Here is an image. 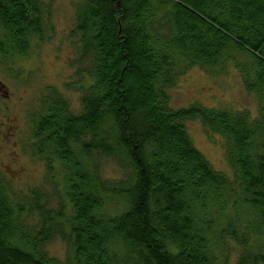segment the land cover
Here are the masks:
<instances>
[{"label": "trees", "instance_id": "16d2710c", "mask_svg": "<svg viewBox=\"0 0 264 264\" xmlns=\"http://www.w3.org/2000/svg\"><path fill=\"white\" fill-rule=\"evenodd\" d=\"M46 13L0 0V55L27 57ZM76 28L80 108L47 88L33 120L64 199L49 207L35 191L24 204L0 179V264H264V0H83ZM235 52L256 116L171 105L179 66L224 69ZM191 121L223 139L232 176L195 147ZM102 159L120 177L105 179ZM55 235L64 261L45 248Z\"/></svg>", "mask_w": 264, "mask_h": 264}, {"label": "rangeland", "instance_id": "374dc122", "mask_svg": "<svg viewBox=\"0 0 264 264\" xmlns=\"http://www.w3.org/2000/svg\"><path fill=\"white\" fill-rule=\"evenodd\" d=\"M82 1L41 0L47 11L42 38L32 41L25 58L7 60L0 55V179L24 204L32 201L35 191L47 197L49 207H56L64 199L61 171L54 166L50 172L46 160L38 156L34 148L33 120L47 88L59 92L72 112L77 113L80 108L77 61H80L81 44L76 13ZM235 54L237 62H228L224 69L179 66V78L169 91L171 105L175 109L201 105L247 110L251 116H256L257 104L245 90L236 67L246 59L238 52ZM188 131L195 147L212 167L232 176L223 139L200 121L189 122ZM100 170L107 180L120 177L112 160L102 159ZM27 221L30 226H37V213L29 212ZM45 248L60 261L68 258V247L57 235ZM228 264H237L236 254H228Z\"/></svg>", "mask_w": 264, "mask_h": 264}]
</instances>
